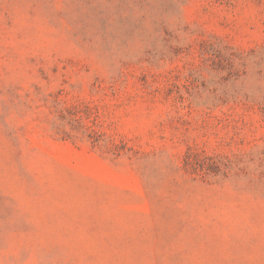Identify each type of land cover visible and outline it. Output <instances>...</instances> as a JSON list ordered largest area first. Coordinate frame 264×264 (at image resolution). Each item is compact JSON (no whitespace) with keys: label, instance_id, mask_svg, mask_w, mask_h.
Masks as SVG:
<instances>
[{"label":"rangeland","instance_id":"374dc122","mask_svg":"<svg viewBox=\"0 0 264 264\" xmlns=\"http://www.w3.org/2000/svg\"><path fill=\"white\" fill-rule=\"evenodd\" d=\"M0 264H264V0H0Z\"/></svg>","mask_w":264,"mask_h":264}]
</instances>
